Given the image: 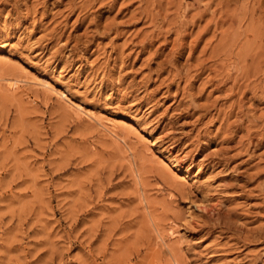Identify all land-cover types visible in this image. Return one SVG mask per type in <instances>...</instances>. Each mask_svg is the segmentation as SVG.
Masks as SVG:
<instances>
[{"label": "rangeland", "instance_id": "obj_1", "mask_svg": "<svg viewBox=\"0 0 264 264\" xmlns=\"http://www.w3.org/2000/svg\"><path fill=\"white\" fill-rule=\"evenodd\" d=\"M0 264H264V0H0Z\"/></svg>", "mask_w": 264, "mask_h": 264}, {"label": "bare ground", "instance_id": "obj_2", "mask_svg": "<svg viewBox=\"0 0 264 264\" xmlns=\"http://www.w3.org/2000/svg\"><path fill=\"white\" fill-rule=\"evenodd\" d=\"M92 118V117H91ZM94 118H92L93 120ZM96 119V118H95ZM108 120L106 121H103V120H96V124L99 125V127L103 130V132H105L106 136L109 137L114 144H116L117 146L119 147H123L125 149H127L128 151H132L131 148L129 147L128 143L126 142L125 138H123L121 135H120V132L117 128V126L115 124L110 123L109 124H106L105 122H107ZM94 122V121H93ZM115 123V122H114ZM119 127V126H118ZM134 155V154H133ZM175 168H177V165H175ZM168 175L169 179L171 181H173V177L167 173V172H164V175ZM138 177V176H137ZM140 178V177H139ZM165 180V179H164ZM168 180V179H167ZM142 182V181H141ZM143 183V182H142ZM145 203V202H144ZM150 205V204H149ZM149 207V206H148ZM151 207V206H150ZM149 207V208H150ZM161 229V227H160ZM159 229V226L155 224V234H156V237L158 240H160L161 242H163V244L165 246H167L169 249H170V246H168L167 242L165 241V238H169L170 242L174 243V242H177L178 241V237H179V232H178V227L177 226H173L171 229H169L167 231V233L165 234L164 232H162V229L160 230ZM180 240V239H179ZM158 243V242H157ZM161 244V243H159ZM168 249V250H169Z\"/></svg>", "mask_w": 264, "mask_h": 264}]
</instances>
